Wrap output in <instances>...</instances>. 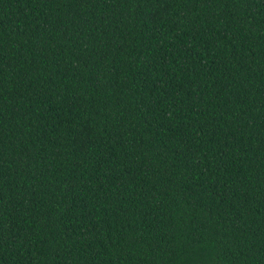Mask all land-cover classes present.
Here are the masks:
<instances>
[{
  "label": "trees",
  "instance_id": "1",
  "mask_svg": "<svg viewBox=\"0 0 264 264\" xmlns=\"http://www.w3.org/2000/svg\"><path fill=\"white\" fill-rule=\"evenodd\" d=\"M0 264H264V0H0Z\"/></svg>",
  "mask_w": 264,
  "mask_h": 264
}]
</instances>
